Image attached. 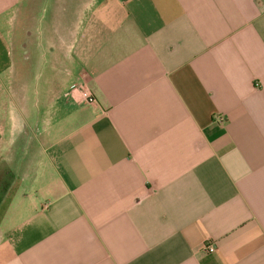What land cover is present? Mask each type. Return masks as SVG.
I'll list each match as a JSON object with an SVG mask.
<instances>
[{
	"label": "crops",
	"instance_id": "obj_1",
	"mask_svg": "<svg viewBox=\"0 0 264 264\" xmlns=\"http://www.w3.org/2000/svg\"><path fill=\"white\" fill-rule=\"evenodd\" d=\"M0 264H264V0H0Z\"/></svg>",
	"mask_w": 264,
	"mask_h": 264
},
{
	"label": "built area",
	"instance_id": "obj_2",
	"mask_svg": "<svg viewBox=\"0 0 264 264\" xmlns=\"http://www.w3.org/2000/svg\"><path fill=\"white\" fill-rule=\"evenodd\" d=\"M75 89L80 91L82 101L88 103V104H95L97 102L96 97L94 96L93 92L88 87L83 86H77ZM204 251L207 253H212L215 251L214 244L206 243L204 245Z\"/></svg>",
	"mask_w": 264,
	"mask_h": 264
}]
</instances>
